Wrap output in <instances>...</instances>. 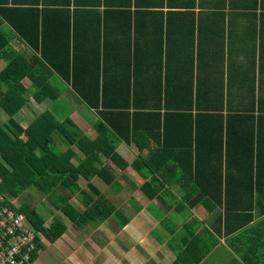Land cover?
Listing matches in <instances>:
<instances>
[{"label": "trees", "instance_id": "trees-1", "mask_svg": "<svg viewBox=\"0 0 264 264\" xmlns=\"http://www.w3.org/2000/svg\"><path fill=\"white\" fill-rule=\"evenodd\" d=\"M71 4L73 8H86L87 18L88 15L91 17L84 25L85 34L68 22ZM101 4L103 7L120 8H159L164 5L169 8L175 5L190 9L196 6L194 0H0V60L3 63L0 68V109L6 115V119L0 122V193L14 198L28 187H34L77 226L118 214V210L89 183L94 175L107 184L114 179L108 166L101 161L100 153L119 168L126 165L114 151L116 138L110 144L107 140L110 136L104 132L106 127L100 119L109 121L107 123L116 134L123 136L113 122L127 129L134 128L136 117L141 113L137 111L139 97L127 95L132 87L129 83L126 82V94L105 97V84L95 72L100 50L95 53L93 47L87 45L93 37L91 30L95 16L98 22L100 20L96 8ZM226 4L231 6L229 0H219L209 7L222 9ZM242 6L254 7L256 0L247 1ZM13 38L27 45L31 54L25 56L16 50L10 43ZM101 55L103 57L102 51ZM75 68L79 70L77 78ZM98 68L100 70V64ZM53 77L61 83L71 82L77 97L86 107L97 112L100 128L94 124L98 131L96 138L88 139L68 117L59 120L48 109L34 114L24 126L14 118L18 110L27 105L29 98L36 102L58 98L61 90L52 84ZM24 78L29 81L27 85L22 82ZM150 87L151 94L145 96L146 103L151 105V109L145 111L147 130L157 131L156 136L161 139L160 148L169 155L160 160L156 156L159 153L154 154L160 151L156 148L144 160L150 175H141L147 178L140 185L142 194L149 199L158 195L166 181L159 170L169 162L171 166L188 169V178L199 186L200 197H208L218 205L223 203V232H238L231 239L232 243L242 242L244 234L250 239L252 234L263 235L264 112L260 109V98L247 97V110L244 112L227 111L223 114L221 90L208 100L206 96H197L193 94L189 77H184L183 82L177 84L164 79L161 85L156 78L150 81ZM173 89H176V94H173ZM130 107L132 111L128 110ZM231 122L238 124L237 127L230 126ZM124 136L126 138V134ZM59 142L66 148L61 149ZM71 145L81 153L80 157ZM181 155L183 161H179ZM233 167L238 174L229 173ZM207 168H212L211 174H205ZM79 177L86 180L87 188L82 189L77 184ZM75 194L80 196L81 207L69 201ZM14 209L27 216L43 239L51 241L64 230L58 216H52L44 225V218L34 207L20 203L15 204ZM241 228L243 231L239 234ZM40 247L37 240V250ZM233 250L239 253L238 247ZM32 254L33 258L35 252ZM254 255V264L264 262V250L258 249ZM202 256L198 254L195 262Z\"/></svg>", "mask_w": 264, "mask_h": 264}, {"label": "crops", "instance_id": "crops-1", "mask_svg": "<svg viewBox=\"0 0 264 264\" xmlns=\"http://www.w3.org/2000/svg\"><path fill=\"white\" fill-rule=\"evenodd\" d=\"M194 1L196 6L190 9L175 5L169 8L166 5L120 8L103 7V4L96 8L100 20H96L94 13L93 37L88 40L87 47H93L95 53L100 50L97 63L100 70L97 66L95 72L105 84V97L126 94L127 82L132 86L127 95L139 97L137 111L141 113L136 117L134 128L127 129L113 122L123 135L118 136L107 123L109 121L100 119L96 111L84 105L68 81L62 82L64 91H71L85 109H70L65 117L88 139L98 136L95 127L100 128L98 119L106 127L104 132L110 136L107 139L110 144L116 138L114 151L126 165L119 168L100 153L101 161L108 166L114 179L107 184L94 175L89 183L118 210V214L77 226L53 206H47L44 225L52 216H58L64 230L51 241L40 238L41 247L28 264H254V254L258 249L264 250V234H252V239L244 234L242 242H231L238 232H223V203L218 205L208 197H200L199 186L188 178V169L166 162L159 170L166 181L158 195L149 199L141 192L140 185L147 180L141 175H150L144 160L156 148L160 151L154 154L159 153L156 156L160 160L169 155L160 148L157 131L147 130L145 111L150 110L151 105L146 103L145 96L151 94L150 81L157 78L161 85L164 79H169L177 84L189 77L193 94L197 96H206L208 100L221 90L223 114L246 111L247 97H259L260 109L264 112V0H256L254 7L242 6L252 0H229L234 2L222 9L209 7L219 0ZM86 11L84 7L69 6L68 22L84 34L87 19L91 18L90 15L87 18ZM10 43L25 56L32 52L17 38ZM75 64L78 67V61ZM2 65L0 60V68ZM78 71L75 68L76 78ZM22 82L24 85L29 83L27 78ZM175 90L173 94H176ZM49 101L52 100L45 98L36 102L29 98L14 118L24 126L34 114L51 110ZM34 105L38 106L37 112L32 109ZM0 112L2 122L6 115L1 109ZM237 125L231 122L230 126ZM59 147L66 148L62 142ZM70 147L80 157L76 147ZM223 155L222 152V171ZM182 157L179 161H183ZM210 169L207 168L205 174H211ZM229 173L238 174L234 167ZM76 182L80 188H87L83 177L77 178ZM79 198L75 194L69 201L81 207ZM234 247H238L239 253L233 250ZM198 254L203 256L195 262Z\"/></svg>", "mask_w": 264, "mask_h": 264}, {"label": "built area", "instance_id": "built-area-1", "mask_svg": "<svg viewBox=\"0 0 264 264\" xmlns=\"http://www.w3.org/2000/svg\"><path fill=\"white\" fill-rule=\"evenodd\" d=\"M14 207L15 202L0 193V264H28L37 251V240L43 238Z\"/></svg>", "mask_w": 264, "mask_h": 264}, {"label": "rangeland", "instance_id": "rangeland-1", "mask_svg": "<svg viewBox=\"0 0 264 264\" xmlns=\"http://www.w3.org/2000/svg\"><path fill=\"white\" fill-rule=\"evenodd\" d=\"M233 2L234 1H230V3H233ZM51 82L59 90H61L58 98H56L55 100H52L51 102L49 101L50 109L52 110V112L54 113V115L58 119L62 118V116L65 117L67 111L70 109H76V110L85 109L83 104H81L79 102V99L71 91H68V90L64 91V86L59 80H57L55 77H53L51 79ZM33 104H34V102H33ZM32 106H30V107H32ZM32 109L35 112H37L38 106L34 105V107H32ZM2 118H3V114L0 112V119H2ZM22 122L24 123V121H22ZM8 197L10 199H12L15 202V204L24 203V204H27L29 206H32L43 218L47 217L48 213H47L46 209H47V206L51 205L49 203V199H47L43 194H41L39 191H37L33 187H28L25 190V192H22L21 195L19 196V198H17V199L10 197V196H8Z\"/></svg>", "mask_w": 264, "mask_h": 264}]
</instances>
